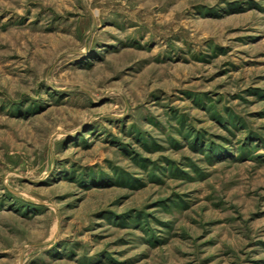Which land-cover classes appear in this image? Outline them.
I'll list each match as a JSON object with an SVG mask.
<instances>
[{
    "label": "rangeland",
    "instance_id": "1",
    "mask_svg": "<svg viewBox=\"0 0 264 264\" xmlns=\"http://www.w3.org/2000/svg\"><path fill=\"white\" fill-rule=\"evenodd\" d=\"M0 264H264V0H0Z\"/></svg>",
    "mask_w": 264,
    "mask_h": 264
}]
</instances>
